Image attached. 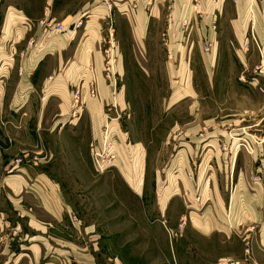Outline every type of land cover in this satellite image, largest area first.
Here are the masks:
<instances>
[{
	"label": "crops",
	"instance_id": "crops-1",
	"mask_svg": "<svg viewBox=\"0 0 264 264\" xmlns=\"http://www.w3.org/2000/svg\"><path fill=\"white\" fill-rule=\"evenodd\" d=\"M108 1L111 8H107L102 0H0V46H23L21 56L14 60V66L21 69V74L17 71L14 74L13 90L4 88L0 91V111L6 113L0 117V264H98L95 254L102 252H110L111 264H130L129 261L123 262L122 255L119 258L114 254L117 249H104L106 240L103 233L97 232L93 224L84 223L87 220L80 215L77 223L69 216L74 207L66 189L92 185L90 179L95 177L92 168L87 170V182L75 181L77 185L74 186L70 179L68 183L64 180L57 161L59 156H67L68 148L74 150L71 152L73 160L78 156L89 158L88 144L100 136L103 102L109 95L101 75L102 58L98 47L102 41L110 35L120 44L118 30L121 27L128 29L133 44L145 46L150 24L159 19L158 26L164 30L163 37L160 36L164 41L159 43L167 48L170 59H182V48L188 37L184 36L180 23L184 19L190 20L191 0H174L167 17L164 0H155L147 8L142 2L136 8L132 7V0ZM200 2L208 16L199 24L203 27L211 14H218V32L222 37L216 38V42L225 46L223 51L227 59H240L242 52L239 48L247 32L246 14L250 11L264 13V0ZM41 18L61 22L63 29H49L41 34L36 25ZM79 19L84 20L82 25L75 26ZM193 23L198 21L195 19ZM210 31L212 38L214 33ZM210 34L207 36L209 39ZM29 37L35 38L34 44L24 47ZM236 46H239L238 50ZM88 65L93 66L97 96L88 97L82 87V97L79 102H74V89L91 76L87 71ZM117 70L121 74L119 64ZM124 88L118 94L121 104H124ZM9 93L12 95L8 99ZM239 94L246 97L245 92ZM76 103L80 105L74 109ZM246 108L241 107L224 123L228 124L230 132L228 135L224 133L223 139L233 142L231 149L225 152L213 149L203 155L200 164L203 169L211 168L213 173L217 168L224 173V196L215 200L218 207L222 204L221 213L218 215V208H214V212L222 221L228 214L234 228H242L243 232H231L222 228L217 220L211 223L204 216L193 215L189 219L197 223L193 224L197 229L200 226L204 230L193 235L219 238L222 245L232 241H237L241 247L242 243L250 244L252 256L244 255L240 259V252L234 255L228 251H214L208 261L198 264H228V260H238L240 264H264V191L258 182L250 181L254 167H264V143L255 144L252 154H247L242 148L233 149L236 139L244 137L251 140L254 133L244 130L250 125L256 127L262 119L247 121ZM260 108V104L254 106L257 111ZM193 125L186 130V136L194 135ZM126 148L129 153L132 151L130 160L122 158L124 164L117 171L129 193L141 198L145 190L142 153L133 144ZM182 150L188 159L189 149ZM27 151L39 157V164L25 162L26 158L23 159L20 153L27 157ZM12 156H21L22 159L9 160ZM71 165L74 166L71 173L86 172L81 162L75 161ZM229 177L233 185L228 200L226 187ZM207 188L208 181L201 189L206 192ZM154 189L158 196V216H164L167 214L166 180L155 179ZM144 214L149 218L146 212ZM73 228L80 232H71ZM159 233H163L162 248L166 250V232ZM235 233H240L241 238ZM175 234L176 237L183 235ZM129 246L125 247L129 249Z\"/></svg>",
	"mask_w": 264,
	"mask_h": 264
},
{
	"label": "rangeland",
	"instance_id": "rangeland-1",
	"mask_svg": "<svg viewBox=\"0 0 264 264\" xmlns=\"http://www.w3.org/2000/svg\"><path fill=\"white\" fill-rule=\"evenodd\" d=\"M139 2L147 8L155 0H132L131 6L136 8ZM173 2L164 0L166 17ZM104 5L107 7V4ZM246 15L245 40L241 48L236 46L242 52L240 59H227L223 51L225 46L216 42V38L218 40L221 36L217 26L218 14H211L203 27L199 24L208 16L200 0H191L190 20L184 19L180 23L184 36L188 37L182 48V59H170L167 48L160 44L164 41L160 38L164 30L158 26L159 19L150 24L145 46L142 43L133 44L128 29L120 27V44L109 35L106 41H102L101 49L98 47L102 58L101 75L109 89L108 98L103 102L100 136L89 142V158L78 156L73 160L71 152L74 150L68 148L67 156H59L57 162L64 180L68 183L70 179L74 186L77 185L75 181L86 183L87 170L92 168L95 175L90 179L92 185L66 189L74 207L69 211V216L76 223L80 215L87 220L84 223L93 224L97 232L103 233L107 246L104 249H117L114 254L119 258L122 255L123 262L198 264L208 261L214 251H228L234 255L240 252V259L244 255L252 256L250 244L246 246L242 243L241 247L237 241H232L231 244L222 245L219 238L193 235L194 232L204 230L200 226L197 229L193 225L197 223L189 219L193 215L204 216L211 223L217 220L222 228L231 232H243L242 228H234V222L229 221L228 214L225 221H222L214 212V208H218V215L221 213L222 204L218 207L215 200L224 196V173L220 168L213 173L211 168L203 169L200 164L203 155L213 149L221 152L231 149L233 142L223 139L224 133L228 135L230 132L228 124L224 123L239 112L241 107H247V121L262 119L256 127L250 125L244 130L256 136L253 134L251 140L247 141L236 139L233 149L242 148L247 154H252L255 144L264 143V140L259 142L264 133V13L250 11ZM43 19L36 21L41 34L46 32L38 24ZM195 19L198 21L196 24L193 23ZM80 21L83 23L84 20ZM209 29L214 33L212 38ZM208 34L213 44L209 51H203L202 44ZM34 39L29 37L24 47L32 46ZM22 47L12 44L0 46V91L4 88L13 90L14 74L16 71L21 74V69L15 68L14 60L21 56ZM110 51L113 54L112 72L105 68L106 54ZM213 52L214 55H211ZM117 64L121 66V74H118ZM87 71L91 74L90 78L81 81L74 91L79 90L82 97L81 88L84 87L87 96L95 98L97 85L93 66L88 65ZM124 86V104H121L118 94ZM91 89L95 91L93 96L90 95ZM239 92H245L246 97ZM10 95L12 93H9L8 99ZM259 104L261 108L257 111L254 106ZM79 105L76 103L74 109ZM5 114V111H0V117ZM192 124L194 135L186 136V130ZM212 139L215 141L212 142ZM240 142L248 150L238 145ZM128 144L138 146L142 153L145 190L141 198L130 194L123 177L117 171L124 164L122 158L130 160L132 151H127ZM182 149H189V160ZM27 153V157L25 153H20L23 159L26 158L25 162L39 164V157L34 152ZM19 158L22 159L21 156H12L9 160ZM75 161L81 162L86 172L71 173L74 167L71 163ZM250 175V181L258 182L264 191V167L255 166ZM158 177L163 182L166 180L168 192L167 214L160 217L157 211L158 196L154 189ZM206 181L208 188L203 192L201 187L204 188ZM232 185V178L229 177L226 187L228 200ZM71 232L80 231L73 228ZM159 232H166V250L162 248L163 233ZM175 232L183 235L176 237ZM127 244L130 245L129 249L125 247ZM109 254H95L98 264H111L113 259ZM228 261L240 264L238 260Z\"/></svg>",
	"mask_w": 264,
	"mask_h": 264
},
{
	"label": "built area",
	"instance_id": "built-area-1",
	"mask_svg": "<svg viewBox=\"0 0 264 264\" xmlns=\"http://www.w3.org/2000/svg\"><path fill=\"white\" fill-rule=\"evenodd\" d=\"M46 1L49 2L50 0H46ZM102 1H103L104 4H107V7L108 8L111 7V3L110 2H108L107 0H102ZM80 20L81 19L77 20V22L75 23V26H80L82 24V22ZM38 24L45 31H48V29H53L55 31H61L63 29V24L61 22H51L48 19H43V20L39 21ZM212 44H213L212 40L209 39V38H206V40H204V43L202 44L203 51H209L210 50V47L212 46ZM106 57H107V59L105 61V68H106L107 71L112 72V70H113V64H112L113 63V54H112V51H110V53L107 52ZM107 75H108V73H107ZM94 94H95L94 89H91L90 90V95L93 96ZM80 97H81L80 91L79 90H75L73 92V101L74 102H78L79 99H80ZM240 139L242 141H247V138H244V137H241ZM263 140H264V133L261 136V139L259 140V142H261ZM256 143H258V142L256 141ZM238 145H243L246 148V146L243 143H241V142ZM228 263L229 264H237L238 262H236V261H228Z\"/></svg>",
	"mask_w": 264,
	"mask_h": 264
}]
</instances>
